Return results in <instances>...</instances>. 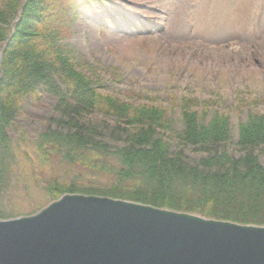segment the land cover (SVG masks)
<instances>
[{
    "label": "trees",
    "instance_id": "obj_1",
    "mask_svg": "<svg viewBox=\"0 0 264 264\" xmlns=\"http://www.w3.org/2000/svg\"><path fill=\"white\" fill-rule=\"evenodd\" d=\"M73 0H25L10 33L21 0H0V44L7 37L0 61V198L10 184V171L23 151L53 173L45 186L48 198L82 193L190 212L208 218L264 225V117L248 113L237 125L241 155L213 149L230 139L228 117L214 112L206 122L188 105L180 104L183 128L175 134L181 145L204 152L196 163L185 161L180 151L156 137V127H166L165 108L133 106L102 93L98 81L75 70L74 50L65 38L71 20L65 16ZM49 92L66 109L55 129L30 140L18 128V139L8 126L23 97ZM188 102V104H187ZM99 113L128 125L123 145L110 147L98 128L82 116ZM65 119V120H64ZM10 215L0 211V218Z\"/></svg>",
    "mask_w": 264,
    "mask_h": 264
},
{
    "label": "rangeland",
    "instance_id": "obj_2",
    "mask_svg": "<svg viewBox=\"0 0 264 264\" xmlns=\"http://www.w3.org/2000/svg\"><path fill=\"white\" fill-rule=\"evenodd\" d=\"M73 1L65 14L72 19L65 42L73 47L75 70L92 76L104 85L102 93L120 102L165 108L169 123L156 127L155 135L188 163L205 154L175 137L183 128L185 99L198 117L207 114L206 122L214 112L226 115L231 137L213 149L241 155L237 125L251 112L264 117V0ZM64 109L49 92L23 97L8 134L16 142L21 128L35 140L57 127ZM82 118L110 147L123 145L131 132L114 117L93 112ZM259 150L254 153L264 164ZM54 172L23 151L10 171L0 211L13 218L44 207L52 201L45 186Z\"/></svg>",
    "mask_w": 264,
    "mask_h": 264
},
{
    "label": "water",
    "instance_id": "obj_3",
    "mask_svg": "<svg viewBox=\"0 0 264 264\" xmlns=\"http://www.w3.org/2000/svg\"><path fill=\"white\" fill-rule=\"evenodd\" d=\"M0 264H264V225L66 192L0 219Z\"/></svg>",
    "mask_w": 264,
    "mask_h": 264
}]
</instances>
